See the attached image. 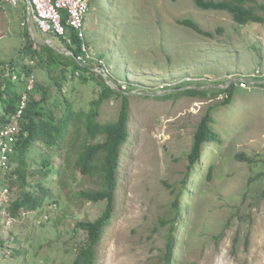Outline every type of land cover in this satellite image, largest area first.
<instances>
[{
  "label": "rangeland",
  "instance_id": "374dc122",
  "mask_svg": "<svg viewBox=\"0 0 264 264\" xmlns=\"http://www.w3.org/2000/svg\"><path fill=\"white\" fill-rule=\"evenodd\" d=\"M186 18L213 37L178 22ZM31 40L61 62H52L49 49L44 53L50 63L30 58ZM84 42L85 64L129 95L132 111L115 212L96 247V264H164L170 206L178 194L172 264H264V24L240 25L228 12L201 10L192 0H91ZM69 52L62 39L28 21L22 3L0 0V93L11 80L20 94L34 75L29 94L39 99L63 82L62 92L83 121L95 107V124L115 121L121 98L98 103L103 85L92 73L68 68L63 79ZM7 66L20 69L22 79L9 80ZM253 75L259 85L252 89H241L231 78ZM228 84H234L233 101L214 107L226 98L219 91ZM187 88L209 92L179 93ZM2 103L0 98V113ZM209 106L218 138L206 144L187 177L193 136ZM101 139H85L84 124L77 125L57 144L37 140L29 146L24 164L36 172L27 179L17 177L16 159L0 169V264H72L87 238L76 224L95 221L106 206L81 198L82 190L98 185L76 163L84 144ZM33 179L46 188L44 204L5 222L9 201Z\"/></svg>",
  "mask_w": 264,
  "mask_h": 264
},
{
  "label": "trees",
  "instance_id": "16d2710c",
  "mask_svg": "<svg viewBox=\"0 0 264 264\" xmlns=\"http://www.w3.org/2000/svg\"><path fill=\"white\" fill-rule=\"evenodd\" d=\"M196 7L201 10L212 11H226L233 20L240 25H247L252 23L264 24V3H257L255 0H192ZM178 22L186 27L193 29L195 32L207 36L213 37L214 33L208 30L202 29L198 23L193 19L186 18L178 20ZM221 28L218 29L220 31ZM74 35V33H72ZM74 38V44L68 46L73 52L68 63H64L63 79L67 78L68 68L73 71L81 70L88 71L93 74L95 79L103 85L102 91L98 103L104 99H110L114 96L121 98V107L119 108V115L115 121L107 122L103 124H95L94 116L96 107L92 109V112L86 116L83 121V116H79L75 113L73 108V101L68 100L62 92V82L60 85L57 82L56 86L48 88L42 91L39 99H34L29 95L27 106L22 112L20 118V129L15 142V151L9 155L8 166L16 159L20 162V167L17 170L18 178L27 179V175L35 174V170L29 171L27 165L24 164V156L27 149L37 140H45L50 145L57 144L63 140L66 133L75 129L78 125L85 126V139L88 137L94 138V136L100 135L101 141L96 143L84 144L83 149L76 160L78 169H80L83 176L91 178L97 183V188L86 189L80 192L81 198L92 201L100 202L106 201L105 210L102 215L95 221L83 220L79 221L76 225L78 228L84 230L87 233V238L82 245L78 248V254L74 258L72 264H96L97 262V246L100 245L103 234L107 225L111 222L115 212L116 201V189L118 185V166L120 163L121 152L126 144L130 133L129 125L131 122V105L129 95L123 94L122 89H115L109 85L105 79L90 71V68L85 63H80L76 58L80 55L86 56L82 51V45L80 39L76 36ZM27 54L30 58L37 59L42 64L45 60L50 63V60L45 58V53L49 48L44 44L37 43L35 40H31L28 43ZM35 48L33 49V46ZM50 50V56L53 63H60L61 60H57L54 57L53 51ZM35 62V60H33ZM12 70H15L14 66H11ZM27 69V68H26ZM18 73L20 69L15 70ZM96 75V76H95ZM98 76V77H97ZM10 80V78L8 77ZM54 88H56L54 90ZM119 88H121L119 86ZM208 89L187 88L179 93H184L193 96H205L208 93ZM219 92H225L226 98L214 107H221L228 105L233 101L234 97V84L227 85ZM177 93V92H176ZM173 94V93H172ZM171 94V95H172ZM169 95V96H171ZM21 93L16 91V86L12 81H8L5 90L0 93V98L3 100L1 104L2 113H0V120L4 119L0 123V129L8 122V117L16 112ZM207 109V112L202 117L198 124L193 136V143L191 152L188 155V174L196 167L200 162L202 153L206 150V144L216 141L218 135L213 127L214 112L213 106ZM17 155L16 157H14ZM246 160L245 157H242ZM8 168V167H7ZM0 169H4L0 167ZM6 170V169H5ZM47 172H44V177L47 176ZM212 169L209 172V179L211 178ZM188 177V176H187ZM187 177L183 183H187ZM29 182V188L22 192V194L9 201L8 206L5 208L6 216L5 222L9 220V215L16 216L21 210H37L40 208L47 196L46 188L42 181L35 180ZM2 186V183H0ZM40 192V194H38ZM46 192V193H45ZM2 188L0 187V205L2 204ZM179 194L176 196L175 201L170 206L171 216L169 217V223L171 225L168 243H166V251L164 255V264L173 263V245L174 233L176 226L179 223L181 211L179 209ZM46 197V198H45ZM3 216V215H2Z\"/></svg>",
  "mask_w": 264,
  "mask_h": 264
},
{
  "label": "built area",
  "instance_id": "2783aa9c",
  "mask_svg": "<svg viewBox=\"0 0 264 264\" xmlns=\"http://www.w3.org/2000/svg\"><path fill=\"white\" fill-rule=\"evenodd\" d=\"M10 5H24V12L36 24V27L44 34H51L58 39H62L68 46L74 43V36L80 39L82 51L86 56H78L76 59L80 63H85L89 54L85 41V19L90 9L91 0H3ZM74 33V35H72ZM70 55L73 52L70 50ZM6 76L14 81L22 78L21 73L6 67ZM256 75L243 77L235 76L236 84L241 89H252L258 87L259 81L254 79ZM26 82V88L21 92L18 107L9 117V122L0 130V164L6 167L9 155L14 152V144L20 129V118L24 112L28 100L29 92L34 88V75H30ZM229 85V84H228Z\"/></svg>",
  "mask_w": 264,
  "mask_h": 264
},
{
  "label": "clouds",
  "instance_id": "9594fccd",
  "mask_svg": "<svg viewBox=\"0 0 264 264\" xmlns=\"http://www.w3.org/2000/svg\"><path fill=\"white\" fill-rule=\"evenodd\" d=\"M10 116H11V115H10ZM8 118H9V117H8ZM8 122H9V119H8ZM8 122H7V123H8ZM7 123H6V124H7ZM6 124H5V125H6ZM5 125H4V126H5ZM19 125H20V123H19ZM2 127H3V126H2ZM2 127H1V129H2ZM1 129H0V130H1ZM18 133H19V132H18ZM17 136H18V134H17ZM14 145H15V144H14ZM14 151H15V146H14ZM0 167H2V168H7V167H8V163H7V166H6V167L1 166V164H0ZM5 190H6V189H5ZM2 194L4 195L3 192H2ZM5 214H6V212H5ZM9 217H10V215H9ZM9 223H10V222H9Z\"/></svg>",
  "mask_w": 264,
  "mask_h": 264
},
{
  "label": "water",
  "instance_id": "95a60500",
  "mask_svg": "<svg viewBox=\"0 0 264 264\" xmlns=\"http://www.w3.org/2000/svg\"><path fill=\"white\" fill-rule=\"evenodd\" d=\"M49 42H50L49 40H46L45 43H49ZM106 81H107V83H108L109 85H113L109 79H106Z\"/></svg>",
  "mask_w": 264,
  "mask_h": 264
}]
</instances>
